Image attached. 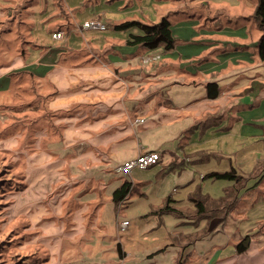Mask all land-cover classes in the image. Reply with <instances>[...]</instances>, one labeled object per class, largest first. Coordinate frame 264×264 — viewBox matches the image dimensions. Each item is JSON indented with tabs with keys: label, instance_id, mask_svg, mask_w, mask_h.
I'll use <instances>...</instances> for the list:
<instances>
[{
	"label": "rangeland",
	"instance_id": "374dc122",
	"mask_svg": "<svg viewBox=\"0 0 264 264\" xmlns=\"http://www.w3.org/2000/svg\"><path fill=\"white\" fill-rule=\"evenodd\" d=\"M252 1L257 4V0ZM121 2L116 8L110 7L111 3L107 2L105 4L108 6L102 7L108 13L106 21L110 22L105 23L107 30L82 29L80 32L75 31L77 27H82L85 19H93L89 18L93 14L91 8H86L84 12L83 6L79 4L75 8L79 10L76 11L70 8L60 13L57 9L43 20L42 27L33 22L28 8L22 11L24 2L22 5L19 3V7L14 5L15 10L11 13L9 11L11 16H6L0 22V73L9 71L12 65L8 63H12L15 56L20 58L23 45L21 36L24 41L32 42V46L35 45L33 40L38 42L36 37L46 43L43 44L44 48L47 44H53L51 49L55 52L56 46L61 47L64 42L52 38L54 29H62L68 38L77 33V38L82 39L84 44L87 41L93 46L97 41L106 40L108 34L113 35L117 41V37L127 38L140 29L135 23L124 29L116 27L124 22L153 25L163 17H168L173 24L175 39L195 42V36L188 34L189 28L199 21L203 22L201 15L205 13L208 18L203 26L214 33L201 37H210L217 43L208 54L210 66L214 67L215 56L238 63L237 72L223 80L219 87L221 97L216 103L219 114L213 116L227 119V133L236 124L231 125L232 122L243 117L239 129L242 135L237 137L240 144L238 147H243L242 151L246 154L256 152L258 148L263 149L264 141L261 143L258 139L264 137V127H259L264 122L256 123L252 112L264 111V61L258 53V44L264 30L254 15L255 8L252 10L249 3L243 0ZM34 3L41 4L45 9L47 0H32L29 5ZM215 14H219L217 19L214 18ZM200 22L199 25L202 24ZM158 50L164 52L162 47ZM158 55L162 59L159 53L139 57L142 66L137 64L134 71L139 74L143 66L146 69L156 66V61L147 64L143 61L146 57ZM65 57L73 58L70 64H58L68 69L65 73L69 80L68 87L58 93L53 92L57 93L54 95L42 93L46 91V88L42 89V83L35 87L33 79L25 73L16 75L18 72L13 71L0 78V180L14 179L9 185L3 186L0 183V264H178L180 260H177V250L173 248V236L170 235L172 227H177V217L160 214L161 206H157L160 185L152 187L147 195H141L140 192L144 190L136 188L119 207L111 201L112 195L107 194L99 185L103 184L99 178L101 168L106 171L107 180L117 178L118 181L114 188L115 183H107L104 188L108 187V191L120 186L124 179H130V175L135 172L115 173V169L124 163L126 154L131 151V144L122 141L117 143L118 133L122 132V125L124 127L127 119L117 126L121 116L117 111L120 109L108 104L111 96L105 89L106 80L99 82L105 85L97 86V82L103 76L113 78L114 86L124 90L120 92L121 99L127 95L129 87L136 86L133 91H138L139 83L127 77L128 66H110L100 77H95L91 71L81 70L91 55L71 51ZM98 57L102 56L99 54ZM87 63L92 65L91 61ZM73 67L78 70L71 71ZM233 67L230 65L229 69ZM49 78L54 81L56 77ZM61 80L64 81L63 78ZM44 85L46 87V83ZM146 85V82H142L143 90L150 88ZM228 88L233 92L229 94ZM93 108L99 112L92 113ZM140 116L148 119L145 115ZM102 117L105 120L100 122L98 119ZM81 119L84 125H80ZM96 122L100 123L99 128L92 127V123ZM257 128L261 130V136L254 137ZM154 132L151 131L144 140L149 149H156ZM236 133L237 130L233 132L234 135ZM137 137L139 139L140 136ZM213 160L217 163L216 167L222 163L221 158L213 156ZM256 166L264 173V157L255 163ZM241 167L244 171H250L241 176L247 178V185L251 184L252 168L245 165ZM202 169L191 163L177 168L164 165L159 177L151 179L152 185L160 178L163 186L161 192L173 194L176 198H183L185 194L190 198L199 191L203 196L212 193L221 197L224 193L222 186L228 181L204 180ZM134 181H137L136 178ZM193 207L196 208L191 202L189 209H184L190 211ZM184 209L179 212H184ZM236 210L240 208L236 207L233 211ZM260 213L264 217V209L254 208L250 211L252 216ZM125 220L129 222V227L122 230L120 226ZM178 228L182 237L202 232L205 226H199L197 222L192 225L183 224ZM227 228V233H231V223ZM222 231L217 234L223 235ZM253 231L264 234V222ZM198 235H194V239ZM241 241H237V254L232 264H264V248H259L251 237L248 249L239 253L237 245ZM215 243L216 236L202 238L198 240V247L203 246L206 250ZM119 245L126 254L125 258L119 252Z\"/></svg>",
	"mask_w": 264,
	"mask_h": 264
},
{
	"label": "crops",
	"instance_id": "0c3cea01",
	"mask_svg": "<svg viewBox=\"0 0 264 264\" xmlns=\"http://www.w3.org/2000/svg\"><path fill=\"white\" fill-rule=\"evenodd\" d=\"M243 1H245L246 4L248 2L251 9L253 10L255 8L256 11L257 4H254L252 0ZM23 2H25V0H0V22L6 19L5 17L8 15L9 11L15 10L16 6L14 5L17 4V7H19ZM105 2L111 3L110 7L115 8L117 5L122 4L121 0H67V2L66 0H47L45 9L41 4L34 3L28 6V10L31 11L30 15H32L31 18L33 22L44 27L43 20L53 15L57 9L60 10V13L70 8L76 11L79 10L75 9L76 6L81 4V6H83L82 11L84 12L86 8L88 10L89 8L92 9L93 14L90 15L89 18L99 17L104 23L109 24L110 22L106 21L108 13L104 12L106 9H102V7L108 6ZM19 3L20 5H18ZM218 15L219 14H215L214 18L217 19L216 17H218ZM207 16L208 15L203 13L201 15V20L203 22L199 21L202 24L199 25V22L195 20L198 23L189 28L188 34L195 36L194 38H196L197 41H180L176 38L175 48L166 51L162 47L164 49L162 53L158 50L159 48L150 50L146 47L143 48V46L132 47L127 45L130 35L140 34V29L136 31V33H131L127 38L117 37V41L113 35L108 34L106 35V40L97 41L93 44L94 47L87 41H85L84 44L82 39L77 38L79 37L77 33L68 38V34H65L62 29H54L52 34L55 32H62L64 36V38L61 39L64 44H61V47L57 45L55 52L51 49L53 44H47V47L44 48L43 44L46 43L36 37L38 42L33 40L35 45L30 46L26 52V56H20V58L15 56L16 59L12 63H8V65H12L11 67L7 66L10 67L9 71H7V73H0V78L10 75L13 71L18 72L16 75L25 73L30 79H33L35 87L39 85V83H42V89L46 88V91L42 93L52 94L53 92L58 93L60 90L63 91L68 87L69 80L65 75L68 69H63L59 67L58 64L65 62L70 64L73 58L65 56L71 51L85 52V54L91 55V59L87 62L91 61L92 65H88L86 62V65L83 66L81 70L91 71L95 77H100L102 72L109 70L110 66L114 68L128 66V68H126L127 77L139 83L140 89L138 91H133L136 86L129 87L127 95L121 99L120 92L122 93L124 90L116 88L114 86L115 81L110 76H103V78L97 82V86L105 85L99 84V82L106 80L107 86H105V89L107 94L111 96L108 104H112L113 108L119 107L117 109H120L117 111L121 114L117 120V126H120L123 123L122 121L127 119V123H124V127L122 125V132L118 133L119 136L117 139V143L122 141L124 144H131L129 148L131 151L126 154L124 162L132 160L140 154L147 152H157L161 155L158 164L148 169L135 168L132 170L135 173L130 175V179L132 180L123 179L133 183V191H135L136 188L139 190L141 188V191L144 190L140 192L141 195H147L152 187L160 185L159 205L157 206H161V208L165 206L168 199L171 200L170 206L173 210L164 213V215H174L177 217L175 220L177 227H172L170 235L173 236L171 237L174 242L173 248L176 247L175 250H177V260H180L178 264H232L237 254V241L240 239L242 240L246 236L252 237L259 248H264V234L260 233V231H255V233L253 231V229H256L257 226H260L264 222V217H262V213L253 216L250 214V211L254 208L264 209V173L259 171L258 166L255 167V163L264 157V148H258L256 152L246 154L242 151L243 147H238V145H240L238 138L242 135V131H239V129H241V122L244 121L243 117L233 121L231 125L236 123L233 126V130L227 133V119L223 116H213V114H219L216 103L220 99L221 94L216 99H210L206 86L208 83L216 82L221 88L223 80H226L229 76H233L237 72L236 66L238 63L215 56V60H213L215 62L213 63L214 67L210 66V61H207L208 54L212 52L217 43L216 40L210 37H201L202 35L210 36L214 33L213 30L203 26L204 21L208 18ZM163 18H167L171 23L168 17ZM234 18L235 17H233V19ZM87 20L88 19H85L84 22ZM172 27L173 24L171 23V28ZM81 30L82 27L79 29L77 27L75 31L80 32ZM118 38L121 39L119 40ZM48 50L54 53L50 54ZM152 53L161 54L162 59L154 62L156 66L152 68L146 69L145 66H143V70L137 74L134 71L137 69L135 66L137 64L142 66L139 57L142 58L146 54ZM99 54L102 56L101 58L98 57ZM230 65L234 67L229 69ZM73 70L77 71L78 68L73 67L71 71ZM53 76L56 77L54 81L49 78ZM62 78L64 81L61 80ZM203 78H206L207 81H203ZM43 82L46 83V87H44L45 83ZM142 82H146V87L150 88L143 90ZM150 82L154 83L152 84ZM235 85L234 83L233 86ZM228 91H230L229 94L233 92L229 88ZM95 111L99 112L93 108L92 113ZM252 112L255 114L256 123L258 121L259 123L264 122V111L257 110ZM81 114H83V112ZM131 115L134 116V118H132ZM140 115H145L148 119H144V117ZM139 118L143 121L137 124L135 121ZM98 120L101 122L105 120V118L102 117ZM81 121L80 125H84V120L81 119ZM98 124L100 123H92V127L96 126L99 128ZM260 126L264 127V125H259V127ZM235 130H237L235 134L236 137L233 134ZM151 131H155L154 143H156V149H149L148 143L144 141L146 137L150 135ZM92 132L95 133L96 131ZM137 135L141 138L139 137L138 139ZM259 136H261V130L257 128V130L254 131V137ZM258 141L262 143L264 137H259ZM213 144L220 145L213 146ZM213 156L221 158L222 163L218 167H216L217 163L213 160ZM201 162L207 163L201 164ZM186 163L203 167L204 169H202L201 174L204 176L211 172H226L231 168H235L239 175L246 174V172L248 174L250 171H244L243 167H241L245 165L252 168L251 178H253V182L247 185V178L243 176L245 177V181L239 187L237 204L226 214H222L221 212L219 216L213 218L215 211L213 210V204L219 201L224 196L225 191L233 186V181H228V183L223 184L222 188L224 189V193L222 196L220 195L221 197L213 195L212 193H207V196L201 194L200 197L206 200L207 212L198 213L196 205V208H191L192 212H190L191 210L185 211L184 208L189 209L190 203H194L191 198H193L195 194L190 198L186 197V194L183 198H176L173 194L167 195L161 192L163 186L161 187L160 178L155 181L154 186L152 185L153 182L151 179H154V177L157 179L159 177L164 165L177 168ZM105 172L104 168H101L99 178L101 180L100 182H103V184L99 183V185L107 194L112 195L114 190L119 187L117 186L113 189L118 181H116L117 178L107 180L109 178ZM115 173L118 174L116 169ZM134 178H136V182ZM107 183L109 185L110 183H115L112 188L113 190L108 191V187L107 189L104 188ZM122 183H124V181H122L121 184ZM162 200L166 201L163 205ZM236 207L240 208V210L233 211ZM182 209H184V212H179V210ZM168 217L172 219L171 216ZM197 222H199V226H205L204 231H197L190 236L183 235L180 237V229L178 228L180 225H192ZM230 223L232 230L231 233H227V227ZM251 227L252 229H250ZM221 229H223V235H218L217 233H219ZM224 233H226L227 236ZM196 234H199V237L194 239V235ZM214 236H216V243L212 248L204 250L202 248L203 246L198 247V240ZM180 247L182 251H180ZM125 256L126 254H123V258H125Z\"/></svg>",
	"mask_w": 264,
	"mask_h": 264
},
{
	"label": "trees",
	"instance_id": "16d2710c",
	"mask_svg": "<svg viewBox=\"0 0 264 264\" xmlns=\"http://www.w3.org/2000/svg\"><path fill=\"white\" fill-rule=\"evenodd\" d=\"M31 1L25 0L24 6L22 5L23 8L22 11L28 8L29 2ZM10 13H8L7 17L11 16ZM255 17L260 22V27L262 28V30H264V0H258L255 11ZM133 23L137 24V26L141 30V33L131 34L129 40L127 41V45L132 47L143 46L151 50H155L160 47H163L166 51H170L175 48L176 39L173 35L171 23L167 20V18H163L159 23L153 25H149L141 22H124L116 27L119 29H124L129 27ZM21 39L22 41L21 40L20 41L21 43H23V45L20 55L22 57H25L26 52L28 50L27 47H30L31 46L30 44L32 42L30 43L29 41H24L22 36ZM24 46L27 47L25 48ZM258 53L260 59L264 61V35H262L259 41ZM206 89H207L208 97L210 99H216L220 95L219 85L216 82L208 83ZM54 94L57 93H53V95ZM203 179L227 180L234 182L233 186L225 191L224 196L219 201L213 204V210H215L213 218L219 216L221 212L222 214L228 213L237 204L239 187L244 183L245 177L239 175L235 168H231L229 171L226 172L208 173L203 177ZM13 181H14L13 178H8V179L2 178L0 180V183H3L2 185L5 186V185H9ZM133 189H134L133 183L128 180L124 181V183H122L119 187H117L112 193V197H111L115 206L119 207V205L122 204V202H124L128 198L131 192H133ZM200 196L201 193L199 191L191 199L195 203L198 213L201 214L207 212V207H206V200L204 198H201ZM170 204H171V200L168 199L165 206L159 210L160 214L171 212L173 208L170 206ZM0 206H1V202H0ZM249 242H250V236H246L237 245V251L239 253L246 251L249 247ZM119 252L123 257V254L125 253L123 252L121 245H119Z\"/></svg>",
	"mask_w": 264,
	"mask_h": 264
},
{
	"label": "built area",
	"instance_id": "2783aa9c",
	"mask_svg": "<svg viewBox=\"0 0 264 264\" xmlns=\"http://www.w3.org/2000/svg\"><path fill=\"white\" fill-rule=\"evenodd\" d=\"M82 29L105 31V30H107V26L101 20V18L95 17L91 20L84 22ZM62 36H63L62 32H55L52 34V38L55 40L62 39L63 38ZM160 59H161V57L159 55L155 56V57H146L143 62H144V64H147L151 61H158ZM142 121H143L142 119H136L135 122L137 124H139ZM160 159H161V155L157 152L143 153V154H140L139 156H137L136 158H134L132 160L124 162L122 165H120L116 168V171L118 173L123 174V173H130L135 168L148 169L151 166L158 164L160 162ZM120 227L122 230L127 229L129 227V222L127 220L123 221L121 223Z\"/></svg>",
	"mask_w": 264,
	"mask_h": 264
}]
</instances>
